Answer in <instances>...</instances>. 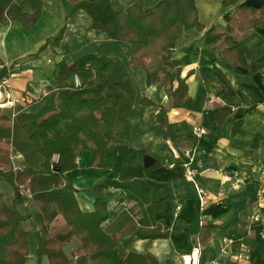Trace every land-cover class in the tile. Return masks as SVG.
Wrapping results in <instances>:
<instances>
[{"label":"trees","instance_id":"1","mask_svg":"<svg viewBox=\"0 0 264 264\" xmlns=\"http://www.w3.org/2000/svg\"><path fill=\"white\" fill-rule=\"evenodd\" d=\"M114 0H80L72 5L68 16L76 9H84L92 18V27L108 34L111 40L129 43L130 61L135 68L145 71L146 83L162 81L168 94V102L155 113L160 123L167 148L171 151L169 163L176 162L173 148L190 147L191 142L170 138L168 111L172 107L186 106L191 97L187 78L192 70L183 74L174 55L177 40L185 30H203L197 0H131L126 7L116 6ZM151 1V3H150ZM239 0H222L226 7ZM41 0L34 12L23 11L15 0H0V24L6 20H19L25 27H32L40 17ZM264 27V5L240 7L233 14L224 30L212 27L209 34L216 43L227 67L240 65L249 74L264 73V55L251 56L245 43L249 32ZM66 30L63 25L53 37L59 42ZM45 46V44H44ZM39 50L32 53L36 57ZM212 70L217 83L216 95L224 103L212 104L214 118L222 128L233 121L232 132L241 131L242 117L236 109L247 105L249 97L218 66ZM123 63L113 56L99 53L82 54L71 64L60 60L56 64V86L47 85L42 105L36 111H28L24 104L10 109L0 106V177L8 181L13 197L5 199L0 190V264H26L29 257V231L23 221L29 216L19 209L22 198L21 185L29 190L30 200L37 204L36 216L41 222L37 229L36 254L39 264L45 256L49 264H161L151 252L127 251L119 248L118 238L108 233L103 222L108 218L106 193L108 188H119L123 199L137 205L139 227L135 234L140 238H168L185 225L172 229L156 212L166 207L164 199H154L152 190L134 181V176L114 169L113 146L123 141V126L135 103V89ZM8 75L6 67L0 72V82ZM118 75L119 78H115ZM76 76L78 83H65ZM36 99H32L34 101ZM144 104H154L143 97ZM254 103L246 110L254 107ZM256 138L255 146L259 141ZM12 149V150H11ZM89 149L91 156L87 167L98 171L110 170L90 188L94 195V208L84 211L75 196L76 186L66 172L78 167L77 157ZM20 152L21 168L13 171L10 156ZM142 158L145 147L136 149ZM57 155V160L53 156ZM132 162L136 163L135 157ZM162 165L157 159L146 171ZM29 198V197H28ZM220 224L211 221L201 223L192 243L202 249L201 264L208 259L206 245ZM76 238L78 244L71 253L64 245ZM167 264H173L171 259Z\"/></svg>","mask_w":264,"mask_h":264},{"label":"crops","instance_id":"2","mask_svg":"<svg viewBox=\"0 0 264 264\" xmlns=\"http://www.w3.org/2000/svg\"><path fill=\"white\" fill-rule=\"evenodd\" d=\"M15 1L23 11L34 12L40 0ZM78 1L41 0L40 17L30 28L19 20L6 19L0 24V72L2 67L8 70V75L0 82V106L10 109L16 104H24L26 110L36 111L43 103L38 97L45 92L46 86L58 84L53 74L60 60L71 64L82 54L99 52L120 60L134 86L135 103L124 122L123 141L113 146V168L132 174L136 184L149 186L154 199L165 200L166 207L156 212L157 218L164 220L172 229H178L182 221L185 225L178 233L165 239L138 237L135 234L139 227L137 205L123 199L121 190L112 187L106 193L109 216L103 222L104 229L118 238L120 249L151 252L161 264H167L169 259L173 264H182L181 254L194 245L192 238L198 226L211 221L220 227L206 245L208 259L218 254L222 236L232 235L245 239L250 247V260L238 264H264L261 221L252 217L256 212L264 216V191L259 197L257 194L264 182V73L256 71L249 74L247 68L240 65L235 69L227 67L209 34L212 27L224 30L238 8L259 7L264 5V0H239L226 8L222 0H197L200 20L205 28L185 30L175 44L173 55L178 65L183 67V74L192 70L187 78L191 101L186 106L172 107L167 113L170 125L167 142L172 144L171 139L180 138L190 141L191 146L173 148L176 162L172 163L168 162L171 151L165 144L161 125L155 121L159 106L168 102L164 83L147 84L145 71L135 68L130 61L129 43L111 40L106 32L93 28L92 18L84 9H76L68 16L70 5ZM120 1L123 8L131 2ZM63 25H66L63 38L54 42L53 37ZM244 39L252 57L264 55V27L252 30ZM42 45L43 50L32 57L31 54ZM213 65L222 69L233 85L249 97L248 104L238 107L235 112L236 116L242 117V130L239 132H232L233 121H228L221 128L214 118L213 102L223 104L224 100L216 95ZM65 83L77 84L78 78L73 76ZM143 97L154 104L142 103ZM33 98L36 100L31 101ZM251 103L255 104L254 107L246 110ZM195 125L205 127L207 133L195 135ZM140 147L147 149L146 153L155 158L154 162L160 159L162 165L146 171L143 156H137L136 149ZM186 148L192 150L193 165L198 170L196 177L206 191V202L202 208L194 183L184 174L183 150ZM90 156L89 149L82 150L76 160L78 167L66 172L76 186L75 196L84 211L94 208V195L90 188L110 171L87 167ZM133 157L136 163L132 162ZM8 185V181L0 178V190L5 193V199L10 200L13 189ZM20 199L26 200L19 202V209L22 212L27 210L31 215L23 221L29 231L26 264H39L36 231L40 229L41 222L36 216L37 204L26 195ZM77 244L78 240L74 238L64 245V249L69 254ZM235 251L234 247L224 264H235L232 257ZM46 260L44 256L42 264H49Z\"/></svg>","mask_w":264,"mask_h":264},{"label":"built area","instance_id":"3","mask_svg":"<svg viewBox=\"0 0 264 264\" xmlns=\"http://www.w3.org/2000/svg\"><path fill=\"white\" fill-rule=\"evenodd\" d=\"M193 133L197 136L203 135L204 133H207V129L203 126L195 125L193 127ZM191 151L192 150L189 148H186L183 150V155L185 157V161H184L185 173L184 174L188 180L194 183L196 190H197V194H198L197 196H198L199 204H200V207L202 208L206 202V199H205L206 191L200 185L196 177L198 170L193 165L195 158L192 155ZM21 159H23V155L20 152L12 151L10 160H9L10 161L9 167L13 171L18 170L19 168H21V163H19ZM53 160H57V155L53 156ZM21 191L22 193H24V195L30 198L29 190L25 188L23 185H21ZM263 191H264V182H262L258 188V192H257L258 197L261 195V192ZM252 217L256 220L261 221L260 234L262 235V237H264V216L256 212L254 215H252ZM234 247L236 251L233 253L232 257H233V261L235 264L250 260L251 258L250 247H249L248 242L245 239L241 237H235L232 235H224L222 236V239H221L218 254L211 259H207L204 262V264H224L226 259L229 258V256H231L230 253H232V249ZM201 255H202L201 247L198 244H194L189 249V251L183 252L181 254L182 264H201Z\"/></svg>","mask_w":264,"mask_h":264},{"label":"water","instance_id":"4","mask_svg":"<svg viewBox=\"0 0 264 264\" xmlns=\"http://www.w3.org/2000/svg\"><path fill=\"white\" fill-rule=\"evenodd\" d=\"M154 160H155V158L148 153L144 154V156H143V164L147 168H148V166H150L154 162Z\"/></svg>","mask_w":264,"mask_h":264},{"label":"rangeland","instance_id":"5","mask_svg":"<svg viewBox=\"0 0 264 264\" xmlns=\"http://www.w3.org/2000/svg\"><path fill=\"white\" fill-rule=\"evenodd\" d=\"M127 1V0H126ZM114 3H115V5L116 6H119V7H121V6H123V4L121 3V1L120 0H114L113 1ZM203 21H205L206 22V18L205 17H203ZM1 179H3L2 177H0ZM9 186V188H11V185H8ZM26 200V199H25ZM27 207V206H26ZM24 213H27V210H26V212L24 211ZM26 224V223H25ZM31 238H32V235L30 236ZM46 263H47V260H46Z\"/></svg>","mask_w":264,"mask_h":264}]
</instances>
